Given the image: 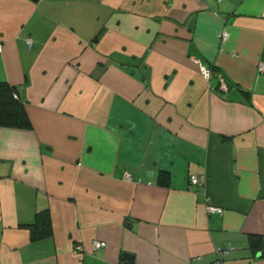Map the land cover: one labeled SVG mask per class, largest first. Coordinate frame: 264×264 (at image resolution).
I'll list each match as a JSON object with an SVG mask.
<instances>
[{
  "label": "crops",
  "instance_id": "obj_1",
  "mask_svg": "<svg viewBox=\"0 0 264 264\" xmlns=\"http://www.w3.org/2000/svg\"><path fill=\"white\" fill-rule=\"evenodd\" d=\"M263 7L0 0V264H264Z\"/></svg>",
  "mask_w": 264,
  "mask_h": 264
},
{
  "label": "trees",
  "instance_id": "obj_2",
  "mask_svg": "<svg viewBox=\"0 0 264 264\" xmlns=\"http://www.w3.org/2000/svg\"><path fill=\"white\" fill-rule=\"evenodd\" d=\"M0 126H30L17 88L5 81H0ZM38 215V220L30 225L32 239L47 237L52 233L48 212L44 211Z\"/></svg>",
  "mask_w": 264,
  "mask_h": 264
},
{
  "label": "built area",
  "instance_id": "obj_3",
  "mask_svg": "<svg viewBox=\"0 0 264 264\" xmlns=\"http://www.w3.org/2000/svg\"><path fill=\"white\" fill-rule=\"evenodd\" d=\"M262 16L264 17V7L262 9ZM219 35H220L221 40L225 41L228 38L229 34H228V31L226 29H223ZM198 67H199V72L201 73L203 78L205 80H209L210 76H211V70L209 68H207L206 66H203L201 64H199ZM258 72H260L262 75H264V62H260L258 64ZM123 178L125 180H130L131 179L130 173L125 172L124 175H123ZM190 182L192 184H197L198 183V178L195 175H192V176H190ZM206 209H207L208 213H213V212H216V211H220L219 208H216V207L211 206V205H208V207ZM104 245L105 244L102 241L94 240L92 242V247L94 249L102 248ZM228 252H229L228 249L220 250V252H219L220 253V257L227 255ZM220 257L218 259H216L214 262H212V264H223L222 260L220 259Z\"/></svg>",
  "mask_w": 264,
  "mask_h": 264
},
{
  "label": "water",
  "instance_id": "obj_4",
  "mask_svg": "<svg viewBox=\"0 0 264 264\" xmlns=\"http://www.w3.org/2000/svg\"><path fill=\"white\" fill-rule=\"evenodd\" d=\"M35 1V0H34ZM121 257L128 263L129 261H132V259H133V256L131 255V254H129V253H126V252H124V253H122L121 254Z\"/></svg>",
  "mask_w": 264,
  "mask_h": 264
}]
</instances>
